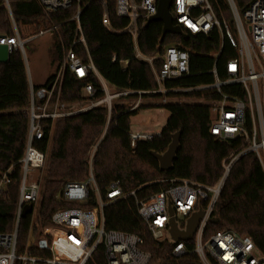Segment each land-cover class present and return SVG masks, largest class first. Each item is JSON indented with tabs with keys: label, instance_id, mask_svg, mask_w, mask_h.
I'll use <instances>...</instances> for the list:
<instances>
[{
	"label": "trees",
	"instance_id": "1",
	"mask_svg": "<svg viewBox=\"0 0 264 264\" xmlns=\"http://www.w3.org/2000/svg\"><path fill=\"white\" fill-rule=\"evenodd\" d=\"M29 0H7L11 14L17 21H28L38 14H25L33 4ZM252 0H233L239 13ZM110 25L121 29L126 19L114 11V0H105ZM213 5L225 18L232 20L225 0H214ZM74 9L49 12V18L56 26L53 33V71L61 60L60 40L68 45L73 38L74 20H70ZM104 7L97 1L88 3L80 13V23L86 39L90 57L99 74L108 83L111 92L131 90L133 93L112 99L110 109L104 104L77 114L58 119L55 122L51 143L44 139L38 148L47 152L45 168L40 170L41 197L36 212L37 225L50 221L51 213L65 206L89 207L96 198L89 191L88 198L79 203L67 202L61 197V189L66 181H81L87 177V151L96 144L91 165L98 190L104 191L110 183L119 181L123 192L136 190L138 197L147 196L166 188L171 179L186 178L194 182L211 185L222 173V160L236 148L234 139L220 140L209 132L211 113L207 99L219 94L210 91L186 90L187 88L209 84L214 80L211 72L215 68L219 79H224L225 63L236 54L227 41L222 40L217 30L208 34L168 33L162 43L161 21H151L142 26L137 37V47L146 56H156L152 66L158 69L164 46L174 45L188 52L189 71L187 75L163 83L166 91L152 92L158 85L151 65L135 57L133 42L126 33H111L101 23ZM0 33L11 34L10 17L5 0H0ZM113 56L115 59L112 61ZM90 82L99 87L97 78ZM33 84L35 88L46 85ZM83 82L72 74L65 73L60 99L73 101L81 97ZM136 91H141L137 94ZM222 93L234 95V86H222ZM102 96L96 89L94 97ZM147 96H185L200 98L204 103L165 102L168 116L157 135L150 140H138L130 144V118L143 107L133 106L130 101ZM241 97V91H238ZM29 91L26 68L19 51L8 54L5 62H0V178L9 168V182L0 189V232H9L14 226L17 205L20 167L27 123ZM174 133L179 134L178 148L169 169L161 170L153 152L162 153L167 148ZM50 142V141H49ZM104 228L135 233L143 239L142 248L151 254L150 264H201L194 252L193 238L183 241L181 255L172 254L173 244L168 240H154L142 218L138 215L134 198L126 196L110 202L103 208ZM212 219H216L213 222ZM30 217L20 219L17 244L21 248L29 231ZM218 230H232L247 235L264 257V174L257 158L249 152L241 154L232 164L214 204L210 218L202 231L207 239ZM98 264H103V246L94 252Z\"/></svg>",
	"mask_w": 264,
	"mask_h": 264
},
{
	"label": "built area",
	"instance_id": "2",
	"mask_svg": "<svg viewBox=\"0 0 264 264\" xmlns=\"http://www.w3.org/2000/svg\"><path fill=\"white\" fill-rule=\"evenodd\" d=\"M93 1L104 7L102 25L111 33L128 34L133 42L135 57L151 65L158 85L152 92L165 93V81L188 74L189 56L186 50L174 45L164 46L160 55L161 65L155 69L152 61L156 56H146L137 47L139 30L148 17L156 12L157 0H114L115 14L126 19L125 26L119 30L110 25L105 0H29L26 3L33 5L28 10H19L38 16L28 21L15 20L5 0L12 33H0V45L6 47L7 55L19 51L24 58L25 43L55 30L49 12L73 8L70 20H74V30L70 44L65 45L60 40L61 60L56 70L47 77L46 85L35 88L30 80L28 82V123L22 156L18 160L21 174L14 226L9 232H0V264H98L94 252L100 245L103 246V264H150L151 254L142 248L143 239L140 236L104 228V206L126 196L134 198L137 213L152 238L157 241L168 240L173 244V255L182 254L183 241L170 238L168 205L172 208L179 229L184 228L186 218L192 212L203 210L204 215L192 237L194 252L201 264H264L263 255L247 235L232 230H218L207 239L202 237L204 226L233 162L243 153H252L264 174V0H252L241 13L237 11L233 0H225L231 12L230 22L220 9L218 12L215 10L214 0L171 1L170 12L174 25H179L182 31L187 30L191 34H208L215 29L236 52L225 63L224 79H219L215 68H212L214 80L211 83L186 89L219 94L217 98L205 101L211 113L209 132L216 139H234L236 143L234 151L222 160V173L215 183L207 185L186 178L171 179L163 190L138 197L136 190L123 192L119 181L115 180L102 196L90 167L86 179L63 184L61 197L67 202L79 203L85 201L89 191H92L96 198L95 204L89 207L73 205L58 208L51 213L48 224L37 225L35 217L42 182L38 172L44 166L47 155L46 151L38 148V144L44 139L49 144L58 119L101 104L110 109L112 99L134 92H111L90 57L80 13ZM114 59L113 56L112 61ZM65 73L83 82L81 97L69 102L60 99ZM91 77L97 78L99 87L93 86L89 80ZM225 85L234 86V95L221 92V87ZM96 89L102 92V96L94 97ZM238 91H241V97ZM136 93L140 94L141 91ZM158 132L149 129L130 130V144L133 146L138 140H150ZM8 172L9 168L1 174L0 189L9 182ZM25 204H31L32 209L26 214L30 217L28 235L19 248L17 231ZM31 233L33 238L29 244Z\"/></svg>",
	"mask_w": 264,
	"mask_h": 264
},
{
	"label": "rangeland",
	"instance_id": "3",
	"mask_svg": "<svg viewBox=\"0 0 264 264\" xmlns=\"http://www.w3.org/2000/svg\"><path fill=\"white\" fill-rule=\"evenodd\" d=\"M233 30V26H231ZM234 33V30H233ZM52 48H53V33H46L42 36H39L27 43L23 46V61L26 68L27 81L29 80L36 84V82H45L47 77L53 72V66L50 63V59L52 58ZM163 97L157 96H147L145 98L138 97L135 100H127L120 99L118 102L130 101L133 106L137 104H143L137 113L130 118V129L132 131L138 129H149L152 131H159L162 125L165 122V119L168 116V111L162 105L165 102H174L180 101L183 103H204V101L200 98L194 97H185V96H173L166 97L165 102H163ZM53 136V134H52ZM48 146L51 143V139ZM97 143H94L89 150L87 151V160H88V168L87 174L89 172L92 156L95 150ZM47 157V155H46ZM47 162V158L45 160V164L42 167L45 168ZM40 173V171H39ZM36 175V174H35Z\"/></svg>",
	"mask_w": 264,
	"mask_h": 264
},
{
	"label": "water",
	"instance_id": "4",
	"mask_svg": "<svg viewBox=\"0 0 264 264\" xmlns=\"http://www.w3.org/2000/svg\"><path fill=\"white\" fill-rule=\"evenodd\" d=\"M172 0H157L156 12L148 17L144 26H146L151 21H161V35L159 42L162 43L164 37L168 33L172 34H183L179 25H174L172 23V15L170 12V5ZM7 51L4 45H0V62H5L7 60ZM178 138L179 134L174 133L172 135L171 141L167 145V148L162 153L153 152L152 155L157 159L159 168L161 170L169 169L171 167V162L175 157L176 150L178 148ZM32 209L31 204H25L21 211V217H25ZM168 233L170 238L173 240H189L194 236V233L199 225L200 220L202 219L204 212L201 209H198L195 212H192L185 221L183 229L177 227L176 221L173 216L172 208L168 205ZM213 222H216V219H212ZM33 238L31 233L29 236L28 243L30 244Z\"/></svg>",
	"mask_w": 264,
	"mask_h": 264
},
{
	"label": "crops",
	"instance_id": "5",
	"mask_svg": "<svg viewBox=\"0 0 264 264\" xmlns=\"http://www.w3.org/2000/svg\"><path fill=\"white\" fill-rule=\"evenodd\" d=\"M21 3V2H20ZM20 3H18V7L20 8ZM21 9V8H20ZM31 82V81H30ZM32 83V82H31ZM43 83H45V82H41V83H39V82H36V84H43ZM33 84V83H32Z\"/></svg>",
	"mask_w": 264,
	"mask_h": 264
}]
</instances>
